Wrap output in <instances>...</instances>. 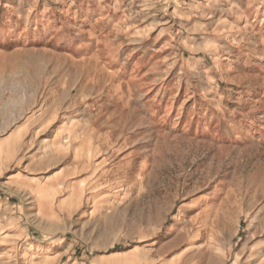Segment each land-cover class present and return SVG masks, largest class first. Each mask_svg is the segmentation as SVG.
<instances>
[{
  "label": "rangeland",
  "instance_id": "374dc122",
  "mask_svg": "<svg viewBox=\"0 0 264 264\" xmlns=\"http://www.w3.org/2000/svg\"><path fill=\"white\" fill-rule=\"evenodd\" d=\"M0 264H264V0H0Z\"/></svg>",
  "mask_w": 264,
  "mask_h": 264
}]
</instances>
